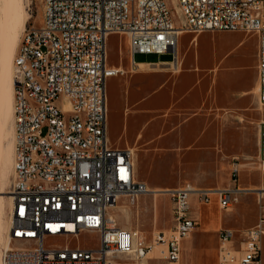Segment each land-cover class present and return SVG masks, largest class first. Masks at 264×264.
<instances>
[{
  "label": "built area",
  "instance_id": "1",
  "mask_svg": "<svg viewBox=\"0 0 264 264\" xmlns=\"http://www.w3.org/2000/svg\"><path fill=\"white\" fill-rule=\"evenodd\" d=\"M27 29L14 58L15 162L9 212L11 246L0 264H119L115 257L144 259L156 247L166 264H182L183 239L198 226L193 215L217 195L228 210L247 190L238 188L240 168L234 160L233 187L199 188L187 183L162 191L173 201L174 225L153 231L148 240L125 229L112 214L122 197L135 204L150 194L137 179L132 148L113 147L107 135V81L121 73L108 64V39L128 38L130 53H172L177 66L179 26L168 0H72ZM184 31H232L258 36V97L264 105V0H176ZM259 161L264 170V120L259 125ZM257 222L242 231H219L218 264H264V205ZM57 218L60 231L45 226ZM28 222V231H21ZM38 224V231H31ZM82 232L96 233L94 248L73 246ZM34 236V245H27ZM48 238L63 243L47 245Z\"/></svg>",
  "mask_w": 264,
  "mask_h": 264
},
{
  "label": "rangeland",
  "instance_id": "2",
  "mask_svg": "<svg viewBox=\"0 0 264 264\" xmlns=\"http://www.w3.org/2000/svg\"><path fill=\"white\" fill-rule=\"evenodd\" d=\"M22 1L29 19L17 29L19 44L27 29L42 24L44 8V0ZM168 2L176 25L183 28L184 19L175 0ZM5 16L1 9L0 23L6 21ZM184 32L186 31L182 30L180 34ZM190 33L201 34L204 37L197 52L203 69L202 82L191 91L190 96L181 101H178L179 98L189 88L174 89L170 93V95L174 94L173 99L154 103L155 120L153 130L147 134V138H155L159 135L165 137L155 142H147V140L140 146L139 151L137 150L138 158L146 168L142 169L141 173L146 174L151 180V187L174 188L186 183L209 189L233 187L235 186L232 178L233 163L238 159L240 175L237 186H253V189L247 191L248 194H240L238 201L229 211L237 205L246 213V217H254L256 214L258 218L261 212L257 201L258 193L260 190L264 192V170L259 161V125L264 120V105L259 101L257 89L258 36L255 33L232 31ZM190 38V34H185L182 40L188 42ZM125 46L126 36L118 34L109 36L110 64L120 62V53ZM192 54L189 52L188 55ZM123 55L126 56V50ZM171 59H173L172 53L135 55L136 61ZM117 88L116 80L108 81L111 100L110 136L113 140L117 139L120 133L114 114ZM163 114L167 115L163 117L161 116ZM10 121L5 126V131H10L12 128V120ZM11 140L12 135L9 134L0 140V145L6 148ZM13 173L14 171L8 173L9 181L2 188L5 191H11ZM3 195L12 196L11 193H3ZM262 203L264 205V195ZM9 204L10 199H6L3 221L10 226ZM227 213V210L219 207L217 195H212L210 202L203 206L199 238L206 241L202 227L212 219L226 218ZM112 214L123 228L140 230L148 240L152 238L153 231H167L175 223L173 201L163 192L140 196L135 204H132L127 197H122L119 204L112 208ZM63 241L61 238H48L46 244L63 243ZM9 242L10 240L8 247L11 246ZM70 243L73 246L94 248L98 246L99 238L96 233L82 232L78 237H73ZM213 244V240L206 244L205 251L192 264H218V253L210 250ZM27 245L32 244L27 243ZM4 246L5 244L0 241V255ZM153 253L154 251L150 252L148 256H152ZM159 255L155 259H149L147 264H166L162 259L164 255L162 253ZM115 260L119 264H141L146 259H136L124 254L116 256ZM185 260L183 254L182 264Z\"/></svg>",
  "mask_w": 264,
  "mask_h": 264
},
{
  "label": "crops",
  "instance_id": "3",
  "mask_svg": "<svg viewBox=\"0 0 264 264\" xmlns=\"http://www.w3.org/2000/svg\"><path fill=\"white\" fill-rule=\"evenodd\" d=\"M185 34H190L191 38L188 42H183L182 37ZM125 36V35H121ZM201 34L193 35L186 31L179 35L178 38V62L177 66H174L171 60H159V61H136L134 56L130 53L128 38L126 36V46L120 53V62L108 64L114 68H120L121 73L111 76L109 80H116L118 82V88L115 95V111L116 125L119 130V137L115 140L111 139V100L108 91L107 81V135L110 144L113 147L118 148H132L135 152V169L137 179L147 184L150 189H173L167 187H151L146 174L141 173L142 169H146L145 166L138 158L137 150L139 151L140 146L147 141H157L163 139L164 135H159L155 138H147V134L153 130L154 109L153 105L155 102H165L173 99L174 94L170 95L174 89H181L187 91L179 98L181 101L190 93L193 89L198 87L203 77L201 71L203 70L200 66V60L197 55L198 47L203 40ZM126 50V56L123 53ZM192 52V55H188ZM141 54V53H140ZM161 55V54H158ZM181 57V58H180ZM181 59V60H180ZM180 60V61H179ZM168 64V65H167ZM140 65H144L140 67ZM155 65V66H153ZM161 65V66H160ZM170 109H168L169 111ZM163 114L161 116H166ZM183 122L180 123L182 125ZM167 156H165L166 158ZM187 184V183H186ZM185 185V184H184ZM183 186V185H181ZM180 187V186H178ZM177 188V187H174ZM201 188V187H199ZM206 188V187H203ZM221 188V187H217ZM238 188L242 190L251 191L253 189L249 186H241ZM209 189V188H207ZM242 192L248 194V192ZM261 191V190H260ZM259 194V193H258ZM258 199V198H257ZM207 204V203H206ZM219 204V203H218ZM205 204L200 205L198 210H195L193 215L198 217L199 224L189 236L183 239V254L185 255L184 264H192L195 260L199 259L200 255L205 251V246L213 240L214 244L211 251H215L217 258H219V231L222 228H229L235 231H242L253 226L256 222V214L254 217H246V213L243 212L237 205L230 211L227 210L226 218H216L210 220L204 227V233L206 241L199 238L200 221L202 220V210ZM218 250V251H217Z\"/></svg>",
  "mask_w": 264,
  "mask_h": 264
},
{
  "label": "bare ground",
  "instance_id": "4",
  "mask_svg": "<svg viewBox=\"0 0 264 264\" xmlns=\"http://www.w3.org/2000/svg\"><path fill=\"white\" fill-rule=\"evenodd\" d=\"M58 2H60V8H69V6L72 5V0L51 1L47 8V19L55 18L58 9ZM1 9L6 15V21L4 23H0V140L3 137H7L9 134L12 135V140L6 148L0 145V241L5 244L3 248H8V231L10 226L4 224L3 221V217L6 213L4 202L6 199H10V211L13 208V202L11 195L8 197L3 195V193H11V191H5L2 188L6 183H8V173L10 171H14L15 162L13 107L15 102V66L13 56L16 55L14 53L20 40L17 29L20 25L25 24L26 19H29V15H27L25 11L22 0H0V10ZM179 30L181 33L182 29L179 28ZM10 120H12V128L10 131H5V126ZM6 129L9 130L8 128ZM150 190L154 191V193L165 191L162 189ZM260 194H263L262 190L260 191ZM45 226H52L53 231H60V221H57V218H45ZM21 231H28V222H21ZM31 231H38V224H31ZM27 243L34 245V236H27ZM153 251L156 255L153 253L152 256H147V258H144L146 259L144 260L145 262L141 264H147L149 259H155L157 255L158 257L160 256L159 254L161 251L159 247H156Z\"/></svg>",
  "mask_w": 264,
  "mask_h": 264
}]
</instances>
